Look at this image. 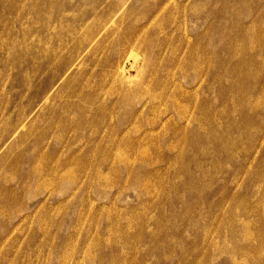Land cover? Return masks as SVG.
Segmentation results:
<instances>
[{
	"label": "rangeland",
	"instance_id": "374dc122",
	"mask_svg": "<svg viewBox=\"0 0 264 264\" xmlns=\"http://www.w3.org/2000/svg\"><path fill=\"white\" fill-rule=\"evenodd\" d=\"M0 264H264V0H0Z\"/></svg>",
	"mask_w": 264,
	"mask_h": 264
},
{
	"label": "bare ground",
	"instance_id": "6f19581e",
	"mask_svg": "<svg viewBox=\"0 0 264 264\" xmlns=\"http://www.w3.org/2000/svg\"><path fill=\"white\" fill-rule=\"evenodd\" d=\"M236 68V67H235Z\"/></svg>",
	"mask_w": 264,
	"mask_h": 264
}]
</instances>
